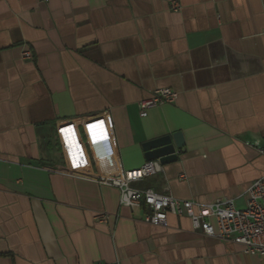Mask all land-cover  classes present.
Instances as JSON below:
<instances>
[{
  "label": "crops",
  "instance_id": "1",
  "mask_svg": "<svg viewBox=\"0 0 264 264\" xmlns=\"http://www.w3.org/2000/svg\"><path fill=\"white\" fill-rule=\"evenodd\" d=\"M162 88L176 101L142 116ZM179 131V159L134 186L245 206L264 176V0H0V264H264L120 205L143 143Z\"/></svg>",
  "mask_w": 264,
  "mask_h": 264
},
{
  "label": "built area",
  "instance_id": "2",
  "mask_svg": "<svg viewBox=\"0 0 264 264\" xmlns=\"http://www.w3.org/2000/svg\"><path fill=\"white\" fill-rule=\"evenodd\" d=\"M180 6L175 3L173 9ZM31 50L23 52L24 58H32ZM178 93L170 88L156 90L151 97L139 102L140 114L145 116L153 107L176 101ZM264 153V148L254 146ZM163 170L159 160L147 161L140 168L126 170L121 182L120 205L132 209L148 206L144 220L154 225H164L168 214L188 216L195 230L211 237L242 245L249 254L264 255V176L253 181L246 189L247 203L239 207L232 198H218L210 204L196 203L191 199H180L171 193H160L152 188H138L134 183ZM198 207V210L196 208ZM207 208V212L203 211Z\"/></svg>",
  "mask_w": 264,
  "mask_h": 264
},
{
  "label": "water",
  "instance_id": "3",
  "mask_svg": "<svg viewBox=\"0 0 264 264\" xmlns=\"http://www.w3.org/2000/svg\"><path fill=\"white\" fill-rule=\"evenodd\" d=\"M185 145L182 132L167 134L158 138L147 140L143 143L147 161L159 160L163 165L175 162L179 159L177 149Z\"/></svg>",
  "mask_w": 264,
  "mask_h": 264
}]
</instances>
